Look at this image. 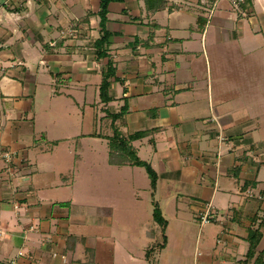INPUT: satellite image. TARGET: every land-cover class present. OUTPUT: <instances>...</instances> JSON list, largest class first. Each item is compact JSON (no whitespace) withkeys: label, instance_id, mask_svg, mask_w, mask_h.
I'll list each match as a JSON object with an SVG mask.
<instances>
[{"label":"crops","instance_id":"1","mask_svg":"<svg viewBox=\"0 0 264 264\" xmlns=\"http://www.w3.org/2000/svg\"><path fill=\"white\" fill-rule=\"evenodd\" d=\"M101 2L0 0V264H104L101 236L86 228L101 223L95 211L91 219L71 211L63 192L49 190L70 187L56 177L80 168L86 140L108 145L106 112L126 103L121 129L145 133L132 145L157 173L160 203L181 211L189 200L193 216L212 207L217 219L207 224L216 228L220 264L244 263L250 231L262 235L257 256L264 250V0L237 9L230 0H167L155 13L144 0H110L106 49L116 74L107 105L99 89L109 58L96 54ZM73 24L79 35L62 36ZM87 109L92 132L79 120ZM74 143L75 163L60 168L53 151ZM6 151L15 152L10 162ZM128 166L136 167H116Z\"/></svg>","mask_w":264,"mask_h":264},{"label":"rangeland","instance_id":"2","mask_svg":"<svg viewBox=\"0 0 264 264\" xmlns=\"http://www.w3.org/2000/svg\"><path fill=\"white\" fill-rule=\"evenodd\" d=\"M90 114L91 110L87 109L84 120L78 119L83 121L85 131L92 132L93 117ZM73 146L74 149L71 146L67 150L66 144H60L53 151L56 160H60V168L67 165L70 169L75 163L73 152L78 150L75 143ZM85 147L80 168L63 170L62 176L56 177L60 182L66 180L73 184H69L70 187L53 186L49 192H63L69 199L64 205L71 211L75 208L88 213L90 219L95 211L93 216L101 223L96 221L94 226L86 228L92 227L101 236L98 242L101 263L220 264L221 258L216 251L222 248L216 245V228L213 223L201 226L198 214L193 216L189 211L191 201L185 200L181 211H176L174 204L162 205L160 193L152 192L144 168L111 166L105 140L88 139ZM54 175L48 173L45 181L52 185ZM155 209L169 224L165 231L153 217ZM208 231L210 240L207 242L204 239ZM148 249L152 251L146 259Z\"/></svg>","mask_w":264,"mask_h":264},{"label":"trees","instance_id":"3","mask_svg":"<svg viewBox=\"0 0 264 264\" xmlns=\"http://www.w3.org/2000/svg\"><path fill=\"white\" fill-rule=\"evenodd\" d=\"M110 0H102L99 16H100V25L102 28V35L96 42V49H97V56L99 58H109V54L106 49V44H108V39L110 37V33L105 29V21H106V14H107V7ZM146 9L150 13H155L158 11L163 10L167 5V0H144ZM116 68L114 66V62L109 58L108 64L106 66V71H104L102 76V82L100 84L99 89V97L100 102L104 105L109 104L113 101V97L111 96V81L112 78L115 77ZM128 112V105L127 103L123 105L118 112L111 113L106 112V118L110 121V127L112 129V134L109 136H104L108 140L109 145V164L115 166H136L142 167L146 170V173L150 180V188L152 192L156 190L157 185V173L153 169L150 163L146 161H142L132 145V142L145 135L142 132H136L134 134L125 135L122 131V126L125 123V116ZM153 217L156 221H158L164 231L167 227V221L162 217L161 213L154 210ZM262 235L260 231H250L249 233V242L250 246L247 252V259L242 264H247L248 261L254 259L253 264H264V250L257 254V245L261 239ZM152 250L148 249L146 251L145 257L149 259L150 252Z\"/></svg>","mask_w":264,"mask_h":264},{"label":"built area","instance_id":"4","mask_svg":"<svg viewBox=\"0 0 264 264\" xmlns=\"http://www.w3.org/2000/svg\"><path fill=\"white\" fill-rule=\"evenodd\" d=\"M244 0H230V3L234 9H237L238 6L243 3ZM77 25L73 24L70 25L68 28L64 29L61 34L64 37H69L72 39H75L78 34ZM15 157V152L6 151L3 153V158L10 162ZM198 218L200 219L201 224H207L210 222H213L215 219H217L214 210L210 205H207L203 208V210L198 211ZM5 264H15L14 260H9Z\"/></svg>","mask_w":264,"mask_h":264}]
</instances>
